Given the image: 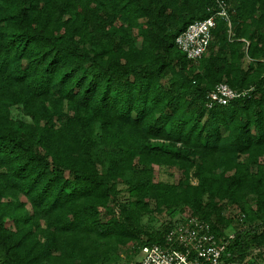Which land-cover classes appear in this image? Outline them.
I'll return each instance as SVG.
<instances>
[{"label":"trees","instance_id":"1","mask_svg":"<svg viewBox=\"0 0 264 264\" xmlns=\"http://www.w3.org/2000/svg\"><path fill=\"white\" fill-rule=\"evenodd\" d=\"M211 16L189 60L176 37ZM221 82L248 93L208 107ZM228 206L240 227L219 264H250L264 251V0H0V264H125L121 249L163 244L176 212L226 238Z\"/></svg>","mask_w":264,"mask_h":264},{"label":"built area","instance_id":"2","mask_svg":"<svg viewBox=\"0 0 264 264\" xmlns=\"http://www.w3.org/2000/svg\"><path fill=\"white\" fill-rule=\"evenodd\" d=\"M218 15L229 20L223 5ZM215 25L214 16L197 20L176 37L178 48L189 60L197 62L207 52ZM247 93L246 89L237 90L221 82L209 93L207 105H226ZM233 238L234 234L226 238L216 236L207 221L189 211L182 221L166 233L163 244L143 246L142 257L135 264H219Z\"/></svg>","mask_w":264,"mask_h":264},{"label":"rangeland","instance_id":"3","mask_svg":"<svg viewBox=\"0 0 264 264\" xmlns=\"http://www.w3.org/2000/svg\"><path fill=\"white\" fill-rule=\"evenodd\" d=\"M247 64H248V61L245 60L243 63L244 67H246ZM156 171H157L156 172V180L160 179L163 181H169V182L177 183L180 176H181L180 171H178L175 168H161L160 169L156 166ZM22 200H25V199L22 197ZM28 208H29V206H28ZM188 212H189V210L185 211L182 215L180 213L176 212L170 216V219H172V221L179 220L180 218L182 219L185 217V215H187ZM225 214L227 217H231L234 220L233 223H231V225L229 227H227V229H226V233L228 235L233 234V232L236 231V228L240 227L238 225L240 210L237 206H228L227 209L225 210ZM102 217L105 218V211L102 213ZM163 219L164 218L158 216L157 218L154 217L150 222L149 221H147V222L151 223V225H153V226L159 227L162 224ZM10 224H11L10 221H8L7 225L9 226ZM121 254L123 256L122 261L125 264H135L142 257L141 250H137L136 253L135 252L131 253V256L129 259L127 258V255H126L127 251L125 250V248L121 249ZM246 260H249L250 264H264V251L254 247L252 250V253L247 256ZM240 264H242V263H240Z\"/></svg>","mask_w":264,"mask_h":264}]
</instances>
